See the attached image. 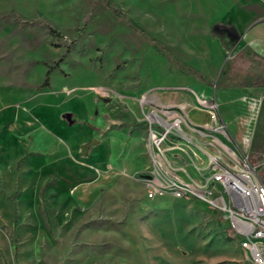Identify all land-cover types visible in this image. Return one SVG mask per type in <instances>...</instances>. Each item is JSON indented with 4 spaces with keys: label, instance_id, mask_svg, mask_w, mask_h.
Returning a JSON list of instances; mask_svg holds the SVG:
<instances>
[{
    "label": "rangeland",
    "instance_id": "1",
    "mask_svg": "<svg viewBox=\"0 0 264 264\" xmlns=\"http://www.w3.org/2000/svg\"><path fill=\"white\" fill-rule=\"evenodd\" d=\"M252 27L264 0H0V264H251L225 210L147 196L142 97L230 123Z\"/></svg>",
    "mask_w": 264,
    "mask_h": 264
},
{
    "label": "built area",
    "instance_id": "2",
    "mask_svg": "<svg viewBox=\"0 0 264 264\" xmlns=\"http://www.w3.org/2000/svg\"><path fill=\"white\" fill-rule=\"evenodd\" d=\"M189 92L191 107L206 113L207 121L197 124L190 108L175 102L158 107L153 98L142 97L152 108L144 121L153 164L143 175L146 194L194 199L225 210L245 234L247 260L264 264V183L235 141L216 97Z\"/></svg>",
    "mask_w": 264,
    "mask_h": 264
},
{
    "label": "crops",
    "instance_id": "3",
    "mask_svg": "<svg viewBox=\"0 0 264 264\" xmlns=\"http://www.w3.org/2000/svg\"><path fill=\"white\" fill-rule=\"evenodd\" d=\"M246 34L250 36L249 47L247 52L244 50V57L239 58V61L242 63L241 65L246 66L247 75L241 73L239 87L228 93V103L232 106V119L228 124L225 119L224 121L240 149L248 154L250 159L260 156L262 157L260 159L263 160L264 37L258 34L256 27L249 29ZM242 67L244 68V66ZM187 97L192 106L191 96L187 94ZM262 163L264 162L262 161Z\"/></svg>",
    "mask_w": 264,
    "mask_h": 264
},
{
    "label": "trees",
    "instance_id": "4",
    "mask_svg": "<svg viewBox=\"0 0 264 264\" xmlns=\"http://www.w3.org/2000/svg\"><path fill=\"white\" fill-rule=\"evenodd\" d=\"M52 32H54V31H52ZM50 72L51 71H49L48 74H47V80H46V82L44 84L45 86L49 85ZM13 201H15V198H13ZM14 208H15V213H16V205L14 206Z\"/></svg>",
    "mask_w": 264,
    "mask_h": 264
},
{
    "label": "bare ground",
    "instance_id": "5",
    "mask_svg": "<svg viewBox=\"0 0 264 264\" xmlns=\"http://www.w3.org/2000/svg\"><path fill=\"white\" fill-rule=\"evenodd\" d=\"M233 220H234V222H235L237 225H240L238 221H236L235 219H233Z\"/></svg>",
    "mask_w": 264,
    "mask_h": 264
}]
</instances>
